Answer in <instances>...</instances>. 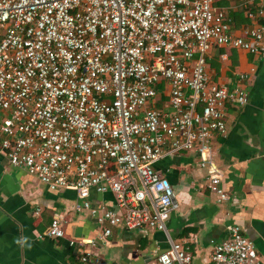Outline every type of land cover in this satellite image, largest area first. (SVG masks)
<instances>
[{
  "label": "built area",
  "instance_id": "1",
  "mask_svg": "<svg viewBox=\"0 0 264 264\" xmlns=\"http://www.w3.org/2000/svg\"><path fill=\"white\" fill-rule=\"evenodd\" d=\"M255 1L243 0L253 26L234 36L214 0H0V153L49 191L76 194L74 213L97 231L69 242L82 264L114 228L168 235L178 204L155 170L166 158L194 155L210 195L229 200L212 142L227 107L248 100L209 79L206 56L213 46L264 56ZM92 191L111 206H92ZM65 224L55 215L40 239L63 238ZM226 235L210 264H263L240 227ZM155 261L195 264L174 242Z\"/></svg>",
  "mask_w": 264,
  "mask_h": 264
},
{
  "label": "crops",
  "instance_id": "2",
  "mask_svg": "<svg viewBox=\"0 0 264 264\" xmlns=\"http://www.w3.org/2000/svg\"><path fill=\"white\" fill-rule=\"evenodd\" d=\"M214 4L232 20L234 36L253 26L243 0ZM253 8L264 9V0L255 1ZM206 73L229 90L241 87L248 100L243 106L227 107L226 133L212 142L229 200L220 204L210 195L207 173L198 169L194 155H177L184 160L178 168L169 165L175 156L166 158L155 170L171 184L178 204L167 222L168 235L114 228L106 244L98 246L92 264H156L155 255L165 252L170 242L182 244L195 264H210L213 244L226 238L230 225L241 228L264 264V56L213 46L206 56ZM89 201L94 207L101 201L111 206L112 198L92 191ZM78 203L74 192L49 191L25 171L11 167L0 153V264H82L69 242L94 239L97 231L87 214L74 213ZM57 214L66 222L64 237L40 239Z\"/></svg>",
  "mask_w": 264,
  "mask_h": 264
},
{
  "label": "rangeland",
  "instance_id": "3",
  "mask_svg": "<svg viewBox=\"0 0 264 264\" xmlns=\"http://www.w3.org/2000/svg\"><path fill=\"white\" fill-rule=\"evenodd\" d=\"M182 154H184V153H182ZM176 158L174 159V160H171V164H169L168 163V161L167 162H165L164 163V165H171L172 166V168H175V167H177L178 168V163L180 162V161H184V160H182L183 158H178V156H175ZM172 159V158H171ZM170 161V160H169Z\"/></svg>",
  "mask_w": 264,
  "mask_h": 264
}]
</instances>
